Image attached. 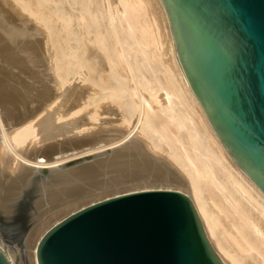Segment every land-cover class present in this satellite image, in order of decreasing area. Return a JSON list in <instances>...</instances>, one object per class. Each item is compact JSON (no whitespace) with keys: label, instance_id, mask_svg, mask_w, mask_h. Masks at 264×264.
I'll return each instance as SVG.
<instances>
[{"label":"bare ground","instance_id":"obj_1","mask_svg":"<svg viewBox=\"0 0 264 264\" xmlns=\"http://www.w3.org/2000/svg\"><path fill=\"white\" fill-rule=\"evenodd\" d=\"M161 177L186 187L177 190L224 264H264V193L191 90L162 1L0 0V248L10 264L23 261L1 222L27 221V264H37L39 238L82 186Z\"/></svg>","mask_w":264,"mask_h":264},{"label":"water","instance_id":"obj_2","mask_svg":"<svg viewBox=\"0 0 264 264\" xmlns=\"http://www.w3.org/2000/svg\"><path fill=\"white\" fill-rule=\"evenodd\" d=\"M161 1L191 90L264 193V0ZM35 256L37 264H224L190 197L159 188L75 209L44 231ZM0 264H10L2 248Z\"/></svg>","mask_w":264,"mask_h":264},{"label":"rangeland","instance_id":"obj_3","mask_svg":"<svg viewBox=\"0 0 264 264\" xmlns=\"http://www.w3.org/2000/svg\"><path fill=\"white\" fill-rule=\"evenodd\" d=\"M6 64L9 65L8 62ZM90 161H91V158H87V159H81L79 161H75L72 163L73 164H79V163H85V162H90ZM167 172H169V173H167ZM163 173H164L163 177L173 178V174H171L170 170H168V171L164 170ZM166 178L163 179L161 177V178H158V180L155 178H148L150 180H148L146 178V180H145V178H143V179H138V180H134V181L133 180H127V181H123V182L122 181L113 182L110 179H106L104 182L96 183V185H93L94 187H92L90 185H84V186H82L83 189L81 190V192H79L77 194V196L67 197L68 201L66 203L67 204L70 203V204L66 207V209L63 212L56 214V216H57V217L55 216L56 220L52 221L48 227H50L55 222H57L58 220H60L61 218H63L67 214H69L70 212L74 211L75 209L80 208V207H82V206H84V205H86L92 201L100 200L102 198H106V197H109L112 195L121 194V193H125L128 191H134V190H146V189H157V188H159V189H171V190L182 189V191L187 190L186 187H184L182 185L179 186L178 184H176L173 179L167 180ZM93 184H95V183H93ZM167 184L171 185V186H168ZM86 186H89V187H86ZM177 191H179V190H177ZM182 191H180V192H182ZM59 205H60V203H59ZM51 209H52V211H55L58 209V207L52 205ZM1 227H2V230H4L3 233H5V235H6L5 239L8 238L6 240L8 245L14 246L18 250L17 251L19 253L18 256L23 261V264H27L26 252L24 251L25 247L23 246L24 243L22 240V238L24 237L23 235L26 233L27 228H28L27 221L25 222L22 220L21 217H19V219L14 221V222H5V221L1 222ZM22 228L24 229V231H23L21 238L19 239V240H22V242L19 243V242H17V240H18V237L22 231Z\"/></svg>","mask_w":264,"mask_h":264}]
</instances>
